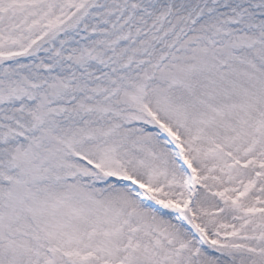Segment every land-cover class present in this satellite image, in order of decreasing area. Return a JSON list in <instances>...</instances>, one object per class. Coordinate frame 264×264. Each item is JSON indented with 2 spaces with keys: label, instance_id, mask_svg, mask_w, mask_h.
I'll use <instances>...</instances> for the list:
<instances>
[{
  "label": "snow or ice",
  "instance_id": "obj_1",
  "mask_svg": "<svg viewBox=\"0 0 264 264\" xmlns=\"http://www.w3.org/2000/svg\"><path fill=\"white\" fill-rule=\"evenodd\" d=\"M0 264H264V0H0Z\"/></svg>",
  "mask_w": 264,
  "mask_h": 264
}]
</instances>
